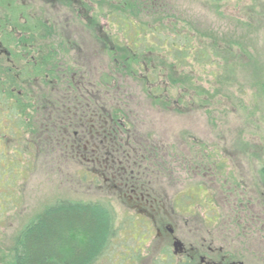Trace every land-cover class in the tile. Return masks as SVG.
<instances>
[{
  "label": "flooded vegetation",
  "instance_id": "1",
  "mask_svg": "<svg viewBox=\"0 0 264 264\" xmlns=\"http://www.w3.org/2000/svg\"><path fill=\"white\" fill-rule=\"evenodd\" d=\"M74 2L69 12L83 1ZM86 10L97 37L87 31L86 38L73 40L67 30L64 45H52L50 52L32 49L22 31L16 51L0 36L1 148L12 144L23 159L40 147L52 168L75 167L80 183L86 179L125 210L116 228L111 212L113 236L101 255L85 264H264V184L262 191L252 184L259 192L254 197L244 179L224 180L226 151L239 149L214 158L201 146L195 157L193 141L168 140L169 131L153 128L141 105L173 101L166 94L171 83L153 75L150 69L160 67L149 69L145 58L138 79L124 75L112 38L96 24V4ZM69 18L68 24L79 21L72 13ZM133 37V54L152 55L138 34ZM15 105L20 109L13 110ZM20 117L22 123H15ZM261 169L258 178L264 176Z\"/></svg>",
  "mask_w": 264,
  "mask_h": 264
},
{
  "label": "rangeland",
  "instance_id": "2",
  "mask_svg": "<svg viewBox=\"0 0 264 264\" xmlns=\"http://www.w3.org/2000/svg\"><path fill=\"white\" fill-rule=\"evenodd\" d=\"M79 1L83 2L75 4L74 10L69 12V4L75 3L74 0H0V19L5 22L2 32L10 30L11 33L8 39L3 35L4 40L10 41L7 46H12L15 51L18 49L17 44L22 38L20 31L23 32V37L28 38V43L33 44L32 49L42 47L44 53L50 52L52 45L56 48L61 47L60 44L64 45L68 39L67 30H70L73 40L86 38L87 31L92 32V37H97L95 25L90 26L87 23L89 19L85 20L87 10H91H86V6L89 7L93 3L96 4L98 12L95 21L98 27L100 25L103 28L102 32L118 40L116 43L130 44L129 38H134L135 35L125 38L116 20L112 19L113 15L116 14L117 18H120L119 14L124 13L116 11L115 7L111 8L116 5L123 9L129 5L122 6L114 2L110 6L106 3L107 0ZM136 3L142 9L135 16L129 17L136 27H141V23L155 25L157 19H162L164 25L160 28L161 36H170L174 40L177 33L176 41L182 51L189 49L183 40L185 35L192 38L195 48L199 51L198 57L203 59L214 55L216 51L219 53V49L230 50L227 58L214 56L208 63L207 60L195 62L189 56V64L173 72L175 79L173 77L169 81L172 82L170 85L173 90L169 92L168 89L166 92L169 95L173 93V98L176 94L183 97L184 103L196 97L193 105L189 103L185 110L181 103L171 104L167 109L161 104L154 106L141 103L142 115L149 120L153 128L169 131L166 135L168 140L175 138L178 143L181 141L183 144L193 141L190 150L194 152L195 157L201 146L204 147L205 153L211 152L214 158L223 156L222 152L225 150L239 149L241 153L226 151L227 167L221 169L225 175L224 180L234 184L241 178L248 182L249 186L256 184L258 191H262L264 176L258 178L256 172L264 167V0H223L217 3L209 0H138ZM13 7L24 9L25 14H21L18 20L11 13ZM101 7L104 8L102 13L99 12ZM71 13L79 18L73 25L68 24ZM171 22L174 25H170ZM132 31L130 27L128 33ZM137 34L141 40L142 33ZM201 51L203 52L200 53ZM143 58L149 66L163 62L170 68L172 64L170 58H162L159 52ZM233 61L234 67L227 70L231 62L234 64ZM163 72L166 73L165 70ZM130 81L132 83V80ZM183 137L187 140H180ZM4 148L10 160L6 164H11L14 170H22L23 174L18 179L19 182H16L18 191L12 196L11 206L7 205L5 222L0 225V249L3 250L0 254V264H7L6 256L12 252L18 233L28 221L60 202L67 201L71 205H102L113 213L115 228L117 217L121 219L125 216V210L114 201L111 194L87 186L86 179L83 181L81 178L84 183H80L75 167L64 171L52 168L40 147L39 152L25 155L20 163L18 162L20 168H15L17 160L11 158L14 154H11V150L16 149L11 148L9 144ZM215 149L217 151L213 152ZM230 154H235L232 162L229 160L232 158ZM241 154L242 161L237 162L236 159L240 160ZM252 157L254 158L251 159ZM228 171H231L232 178L226 175V172L229 175ZM251 188L252 194L256 195L254 197H259V192L254 190L253 185ZM246 193L249 194L247 191ZM214 194L217 196L216 192Z\"/></svg>",
  "mask_w": 264,
  "mask_h": 264
},
{
  "label": "trees",
  "instance_id": "3",
  "mask_svg": "<svg viewBox=\"0 0 264 264\" xmlns=\"http://www.w3.org/2000/svg\"><path fill=\"white\" fill-rule=\"evenodd\" d=\"M209 1L217 3L223 0ZM114 2L117 4L120 3L119 5L122 6L125 4L129 6H127L128 8L124 7L123 9H120L119 6H111ZM132 2V0L106 1V3L111 6V8L114 9L115 7L117 9L116 11L124 13V15L117 13L120 15V18H117V15L115 14L112 16V19L116 20V22L118 23V28L120 27L121 33L125 38L141 32L143 35L140 40V43H142V48L148 49L150 51L149 53H151L152 55L156 54V52H159L161 53L162 58L166 57L171 59L172 64L170 65V68L166 66L168 64H163V62L158 64V66H162V68L160 69H150V66L147 64L153 75L161 74L163 75V80H168L169 82L174 77L175 74H173V72L175 70L185 68V66L189 64L187 63L189 56H191V58H193L195 62H198V60H207V62H205L208 63L213 59L214 56L226 57L230 54V50H227L225 48L224 50L219 49V53L216 51L214 52V55H209L205 59L198 57L199 51L195 48L192 38L187 35H185L183 40L186 41V45L187 47H189V49L187 48L182 51V48L179 47V42L176 41L178 37L177 33H175L176 36L174 34V40L170 36H168L167 38L165 35L161 36L160 28L164 25V21L162 19H157V24H152L151 26H148L146 24L143 25V23H141V27L139 26V28H137L136 24L131 21L129 17L135 16L140 11V9H142V7H139V5L137 6L136 2H138V0H136L135 3ZM110 11H112V9ZM99 12H104V8H99ZM11 13L12 15H14L16 20L19 19L21 14H25L24 10L21 7H13ZM4 24L5 22H1L0 19L1 33L4 32H2V30L4 29ZM169 24L174 25L173 22ZM130 27L133 31L136 32L132 31L128 33ZM167 29L169 28L167 27ZM0 36L3 39V35ZM107 36L111 37L110 35ZM116 41L118 40L111 39V44L115 47L113 51H117L119 53V60L121 59L123 61L121 62L124 64V69L122 68L123 74H128L129 77H133L135 80L138 79V75L140 73H143L144 71V67L142 69H139V67H141L139 61L143 58V52L141 53L139 51L137 54H133L131 51H133V49L135 48L132 47V49L131 46L129 44H126L125 42L116 43ZM202 52L203 51H201L200 53ZM234 65L235 62L234 64L231 62V64L228 65L227 70H231ZM130 70L133 71V73L130 72ZM164 70L166 71V73L163 72ZM151 73H149V75ZM171 90H173V88H171ZM157 91L163 93L162 88L158 87ZM163 94L166 95L169 93L166 92V94ZM170 95L169 96L173 101H165L163 99L157 100V103L165 105V107L166 104H169L170 102L171 103L169 105H180L181 103L183 104V109L186 110L189 103L193 105V103L196 102V97H193L190 101H188V103H184L183 97L177 96L176 94L174 96L175 98H173V93H170ZM17 98L18 96L15 97L16 101H18ZM1 101L3 104H6V101H4V99H2ZM18 108L20 109L19 106L15 105L13 107V110L16 111ZM183 109L181 110L183 111ZM22 121L23 118L20 117L15 121V123H22ZM13 134L14 132L10 133V135ZM10 146L11 148H13L12 144ZM12 152L13 150H11V154ZM8 157L9 156L7 155V151L5 152L4 148L0 147V225L5 222L4 216L6 215L5 211L7 205L10 204L9 206H11L13 202L12 196L14 197L18 191L16 189V182H19L18 179L21 177V174H23L22 170L16 169V171L14 170V167L10 166L11 164H6L7 161H10ZM11 158L17 160L15 162V168H20V156L18 157V154L14 153ZM261 170L264 174V167ZM5 177H7L6 180ZM112 223L113 221L110 211L106 210V208L98 204H61V206H52L40 212L38 216H35L31 220H29L27 225L18 233L14 248L12 249V252L9 253L11 256H6L7 264H85L88 261L93 263V261H95L96 258L101 255L108 240L113 236ZM1 242L2 239L0 236V244ZM2 251L3 250L0 249V254Z\"/></svg>",
  "mask_w": 264,
  "mask_h": 264
}]
</instances>
